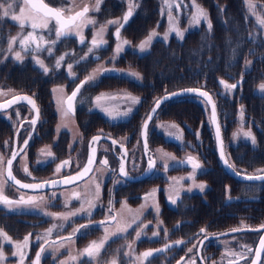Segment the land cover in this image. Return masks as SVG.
<instances>
[{"label": "flooded vegetation", "instance_id": "flooded-vegetation-1", "mask_svg": "<svg viewBox=\"0 0 264 264\" xmlns=\"http://www.w3.org/2000/svg\"><path fill=\"white\" fill-rule=\"evenodd\" d=\"M44 1L52 7H61L57 1ZM254 1L261 4L263 8V12L261 10V15L264 19V0ZM103 2L98 12L89 13V16L96 21L95 25H100L104 21L114 20V18L119 15L121 22H123L122 17L127 12L128 8L126 7L124 11V6L120 4L119 1L110 2L109 4L104 0ZM84 4L90 6L89 3L84 2L76 10L82 8ZM138 5L139 7L134 10V14L129 18L126 26L121 29V34L123 33L133 37H130V41L133 43L143 40L149 35L151 28L154 26L152 25L154 22L152 16L155 9L158 12V20L160 18L158 3L157 5L149 3L145 7L144 10L150 13L149 15L139 14L142 0ZM106 8L111 10H105ZM111 13L112 15L107 16ZM16 14H19L18 9L16 10ZM10 19V17L0 19V50H2L0 51V87H4L8 91L11 90L9 91L11 94L1 97L0 102L16 95L30 96L35 100L40 109V118L33 128L29 121L35 116V111L27 101H20L12 104L6 110H0V131L4 129L2 132L3 139L6 140V138H10L12 135L11 147L0 173H3L4 178L7 177L6 163L8 158L13 151L20 152V149L24 147V140L28 139L29 143L25 148V152L20 153L13 161L11 169L12 174L16 179L20 180L22 184L42 183L45 181H56V183H50L40 189H26L15 185L14 182H9V186L4 190V195L9 199L18 200L20 196H24V198L27 199L29 196H35L44 197V200L39 201L40 208L22 206L14 211H9L6 207L0 206V229L11 238V241H5L0 237V251H2L4 256L3 259H0V264H21V257L18 254L15 256L13 255V253H17L14 242L23 241V238L29 233L32 235L29 239L28 246L23 249L25 253L23 264H33L36 253L40 251L41 247L45 248V252L41 255L40 264H61V261H69V264H88L87 256L81 257L79 253L92 241L99 242L105 235V227H108L109 232L116 231V222L110 224H100L99 222L107 220L110 214L116 215L119 213L122 207L121 202L125 201L127 206L133 210L140 209L142 205L145 206L142 210L143 214L141 216V221L137 222L140 227L138 228L137 225H133L127 233L111 237L105 248L102 249L101 255L91 260V264H105V262H109L110 264L114 258L117 264H139V262L135 261V256L145 251L163 248L165 244H170L172 247L160 253L155 258H149L151 264H178V262L179 264H237L236 257L230 255V253L226 251L233 250L234 253H241L245 251L244 246L253 250L252 253H247L250 263L254 253L253 246L255 247L257 239L254 244H252L250 241L248 243H241L240 239L220 241V239L227 238L230 235L221 237L212 236L222 230L233 227V225L235 226L236 220L238 219L249 225L253 211L250 209V205H247L245 208L235 207V201L238 197L236 195V182H251L237 179L227 172L219 159L217 146L215 145V148L209 147V150H207V146L204 144L202 122L205 111L204 98L188 94L164 101L149 123L147 134L148 148L146 153L140 135L142 121L154 104V101L164 95L166 91L171 92L184 88H201L210 93L219 114L218 104L222 102V99L223 101L225 100V97L220 94L219 88L223 87V85L219 83V80H217V87L219 90L217 94H212L211 91L206 89L203 81H197L196 86L195 84L193 86L185 85L172 90H164L166 88H163L161 91L157 92L155 80L144 79L142 69H146L147 66L134 63L132 59L137 60L141 56L150 53L152 51V44L157 40H163V38L154 39L149 49L143 51L142 54H139V51L136 50L139 44L135 45L125 52V56L127 52L131 53V57L129 56L127 61L117 64L106 63L103 66V68L106 69L114 68L121 71L104 72L98 75L92 83L86 84L81 88L80 93L73 102L74 111L70 118L77 127L76 130L79 132V135L82 133L81 138L84 139V141L75 142L72 141V138L75 137L72 136L68 128L62 127L59 132L57 131L60 111L57 107L56 97L59 93H53L52 90L59 86H63L65 97L70 95L76 86L90 74V71L94 70L96 64L94 62L102 60L107 53L110 52L112 44L107 42L104 46L95 49L93 53L89 54L88 58L84 60L81 59V62L78 63L75 62V58L85 55V53L88 52V46H91L94 27L93 25H89L83 29V35L85 37L84 44H81L79 42V37L76 36L62 38V40L54 46L51 55H49L47 51L39 53H33L30 50L28 52H21L22 56H24L23 61H16L17 63L10 66V57H6V60H3V55L8 53L6 38L8 34L10 36L13 34L16 27L20 28L18 24L12 23ZM139 19H142L141 24L146 27V34L142 36L138 34L141 28V24H138L140 21ZM247 19L250 22L252 20L251 16L248 14ZM158 20H156V22ZM136 24H138L139 27H135ZM12 25H14V27H12ZM117 27L118 25H115V29H113L112 32L113 34H115ZM256 27L259 30L258 37L262 44L259 47L257 46V49L251 48L248 55L253 58L254 62L252 61L250 66L252 67L255 64H259L261 68H264V26ZM30 30V28H26L22 35ZM111 31L110 29V33ZM44 35L46 38L55 39L54 35L47 32H45ZM15 36H17V34H15ZM116 39V36L113 35V40ZM14 47L16 51L21 50L18 41ZM28 53L29 55L27 56ZM64 54L67 55H65V59L62 61L61 68L55 69L54 65L56 58ZM34 55L44 61V64L50 69L49 73H43L42 69L35 63L33 58ZM121 58L123 59V56ZM68 64L73 65L72 71L76 74L75 77L69 76L67 69ZM129 70L138 72L142 79L137 80L130 75H126ZM231 81H229L228 84H232ZM234 81H240L241 84L242 79H234ZM111 91H115L116 95L111 93ZM253 92L264 97V94ZM102 93H110L115 96H123L125 93H130L132 96L140 97L141 99L140 103L133 107L132 112L128 116L109 123L106 117L107 114L101 107L96 106V97L100 96ZM234 98V90L229 91L226 96L227 103L230 104L234 102ZM107 99L108 98L102 99L100 103ZM187 100L191 103H196L195 110L191 109V111H188L186 108H179L180 105L172 107L173 103L186 102ZM102 106L107 107V104ZM232 107H234V103ZM125 108H127V106L122 109ZM14 109L19 113L18 116L20 117V121L15 129L16 131L12 134L10 129L11 119L7 118L9 122L7 120L6 122L1 113L8 112L10 114L11 110ZM245 111V124L251 126L254 131L256 139L255 145L243 139L231 141L227 145L229 149L226 152L224 144L226 141V134L223 133L224 128L222 131V127L220 126L225 156L229 164L232 165H234L233 153L237 142L245 141L251 145V147L257 146L256 134L259 132L261 126H258L259 123L252 116L249 106H247ZM231 118L233 125H235V117H227V120ZM224 119L226 118H223V122L225 121ZM171 120L175 121V124H179L183 132L182 142L169 136L167 132L160 127L161 124L173 122ZM2 123L3 126H1ZM109 124L110 126L108 127ZM11 126L14 125L11 124ZM205 130L213 140V127H207ZM109 131L114 132V134L116 133V136L112 133L110 134ZM128 133L132 134V139L139 133L141 143H138V145L139 148L141 146L142 154V160L139 164H137L138 161L135 157L137 156V152L135 151L140 150L137 145H133L132 142H123L117 137L118 135L123 137ZM196 133H199V139H197ZM30 134L31 138L29 139ZM97 135L110 136L117 141V143L113 144V142L101 138L95 143V159L89 174L74 184L63 183L62 181L66 176L74 175L83 167L87 160L88 152L94 145V143H92L90 146V141L93 136ZM154 140L158 145L163 146L164 144V147L165 145H173L175 150L172 151L170 149L169 152H172V154L176 156L177 161L185 159L188 155L198 158L205 171L201 173L198 170L195 179L197 182H206L207 187L203 193L198 189L187 192L186 189L190 187L188 184L191 180H183L180 184L176 185V187L181 188V195L177 199L176 204L170 202L169 196L173 195L168 191L173 184L171 178L187 177L192 169L190 165L177 164L173 161H169L170 166L168 170H165L163 161L159 162L154 155ZM3 146L4 144L0 142V151L1 149H5ZM45 146H50L53 157H47L41 153L40 150ZM204 147L206 149H204ZM173 152H175V154ZM176 153L181 154V156H178ZM149 157L156 160V166L151 171L148 170ZM122 158L125 171L128 173L127 177L122 176L120 172ZM104 159H107V165L100 163V161ZM65 160L70 161V164L62 167L60 172H56L57 166ZM25 164L31 175L23 171ZM234 169L244 175L254 174L245 173L237 169L235 165ZM143 173L145 175L139 178L138 176ZM93 181L99 183L100 194L99 199L96 200V207L91 210L90 215L81 213L71 217L66 222L45 215L46 212L68 213L80 208L81 203L79 200L72 198L70 202L66 203V201H68L75 192L81 193L82 198H87L85 196L86 186L88 189L94 191ZM226 187L230 189V193H226ZM229 195L232 197L231 200L228 199ZM256 197L249 198L256 200ZM110 201L112 202L111 204L109 203ZM260 202H262V200ZM154 203H158L160 209L159 213L152 207ZM263 208L260 210V213L264 212ZM123 216L130 220V216L126 211L123 213ZM120 221L121 216L117 215V222ZM54 224L58 225V227L53 231L50 237H46V230ZM60 225H62V227H60ZM80 225H89V227L78 232L71 240L65 239L62 242L59 240V237H68L73 233V229L79 228ZM145 225L147 227H144ZM141 228L145 235L137 240L136 231H139ZM202 228L206 229L207 233L211 235L210 239H205L204 234L200 232ZM165 229H167V235H165ZM153 232H158L159 235L153 237ZM247 232L251 233V231L239 233L245 234ZM38 237L40 239H38ZM45 239L49 240V242L56 241V244L49 247V245L44 244ZM175 241H183V243L176 245ZM61 243L63 247H60ZM129 244H133L134 252L132 256L125 255V253L130 251L128 248ZM227 245L228 249L225 250ZM56 248L59 250H55ZM189 249H192V251L189 252ZM71 256H76L77 259L75 261H70ZM144 264H148V262L145 261ZM238 264H245V262L239 261Z\"/></svg>", "mask_w": 264, "mask_h": 264}, {"label": "snow or ice", "instance_id": "snow-or-ice-1", "mask_svg": "<svg viewBox=\"0 0 264 264\" xmlns=\"http://www.w3.org/2000/svg\"><path fill=\"white\" fill-rule=\"evenodd\" d=\"M102 3V0H95V4L91 7L88 4H84L82 8H79V10H76L79 6L76 5L75 0H71V5L69 7H52L48 3H45L44 0H0V19L5 18H11L13 23L18 24V26L21 29V33H18L17 36H13L7 39L8 48L7 52L12 54L13 58L18 61L22 62L24 59V56H22L21 52H28L29 50L33 53H39L42 51H47L49 55L52 54L54 46L62 40V38H66L69 36H76L79 37V42L81 44L85 43V37L83 35V29L85 27H88L89 25H95L96 21L92 19L89 16L90 12H98L100 10V5ZM139 7L138 3H133L132 0H129L128 4V10L122 17V21L120 19L116 20H110L107 21L105 24L101 25L99 29L94 32L93 38L91 40V46L88 47V52L85 53L84 57L81 59H86L89 57V54L93 53L95 49H99L102 46H104L107 41L104 39V35L108 29L109 25H118L116 28L115 36L117 38V46L114 51V54L112 57H110V62L112 60H115L116 57L119 55L121 51L124 50L125 45H130V42L124 39H121V29H123L126 24L129 21V18L133 16L134 10ZM175 7L177 9L180 8L179 4H176ZM193 7L195 8V12L191 16L190 23L192 25H198L201 23V21L207 22L208 30L211 31L212 24L211 21L208 18V13L202 9L199 5H195L193 0ZM18 9L19 14H16V10ZM169 9V28L168 30L163 34V40H167L169 35L171 33H175L176 37L179 39H183L184 31L180 30L178 27V24L174 17L171 16V9L172 4H168ZM249 10L252 12L253 15H255V6L252 5L249 2ZM258 20V27L264 26V19H261L257 17ZM26 28H30V31H27L26 35H22L24 30ZM47 32L51 35H54L55 39L46 38L44 33ZM158 36V33L156 30H152L147 38L143 40L139 44V50L141 52L146 51L149 49L150 45L152 44L154 38ZM20 45V51H16L14 45L17 43ZM2 51V50H0ZM65 55H61L58 58H56L55 61V69H60L62 61L65 59ZM35 60V63L42 69L43 73L47 74L49 73L50 69L48 66L44 64V61L39 59L38 56L33 57ZM79 61H77L78 63ZM251 62L246 61L245 67H247ZM73 65L68 64V74L71 77H75L76 74L72 71ZM107 71H121L119 69H106L102 66H98L97 69H94L92 73H90L88 76L85 77L84 80L80 82L76 86V88L71 92L70 95H67L65 97L64 95V87L59 86L58 88L53 89V93H59L56 97V103L58 110L60 111L61 115V124L57 125V131L59 132L60 128L67 127V124L64 123L66 118L70 117L73 114L74 108H73V102L77 95L80 93L81 88H83L86 84L92 83L98 75L103 74ZM126 75H130L131 77L136 78L137 80H141L142 77L140 74L134 70H129ZM242 79V78H241ZM219 83L224 86L226 91L234 90L238 87L240 84V81H237L233 84H228L224 80H220ZM260 88L264 90V84L260 85ZM11 91V90H9ZM197 95L199 97L204 98V102L206 104L211 105V117L210 122L215 125V132H216V139L221 144V151L220 156L223 160V163L229 167L234 168V165L229 164L227 159H224V153H223V147H222V139H221V129L220 125L217 121L216 116V104L212 101V97L207 91H203L201 88H184L180 89L175 92H165V95L162 97L157 98L154 101V107L151 109V111L148 113L147 119H145L141 126V136L143 138L144 147L147 150L148 144H147V134H148V127L149 122L154 118L155 114L157 113V110L160 108V106L163 104L166 100H171L176 97L185 96V95ZM7 95V93H4L3 91H0V96ZM104 98H110V99H116L115 96H109V94H101L100 96L96 97V106L101 107L102 110L112 118L120 117V116H128L132 110L134 105L140 103V97L132 96L130 93H125L120 99L125 100L129 103V107L125 109L124 111H120L118 106L113 108L103 107L101 105V100ZM20 101H27L28 104L32 106V109L35 111V116L29 121V123L35 127L37 124L39 118H40V109L37 106L35 100L27 95H16L13 96L11 100L6 101L5 103H0V109L5 108L6 105L10 106L12 104L18 103ZM19 115V113H17ZM244 112H243V106H241V119H243ZM161 128H163L167 134L174 139L178 141H183V132L179 128L178 125L175 123L170 124H161ZM169 129H175V131H169ZM241 132L243 133V136L246 138H250L253 145L256 144V139L253 136L252 132L249 131H243L241 129ZM197 139H199V133H196ZM234 136L236 133L233 134ZM31 138V134L29 136V139ZM102 137L100 135L93 136L90 141V146L92 143L98 142ZM113 144H116L117 141L113 140ZM7 143V142H6ZM29 143V140H24V147L20 149V152L13 151L11 159L7 160V177L4 178L3 173H0V206L6 207L9 211H14L15 209L27 206V207H33V208H40L39 201H43L44 197H35V196H29L27 199L24 198V196H20L18 200H12L9 199L6 195H4V190L6 187L9 186V182H14L15 185H18L21 188L26 189H40L45 187L48 184H55L56 181H45L42 183H33V184H22L20 180L16 179V177L12 174V164L13 161L17 158V156L20 155V153L25 152V148L27 147ZM41 153L44 154L47 157H53V153L51 152L50 146H45L42 148ZM160 156L159 159L163 161V167L165 170H168L169 168V161H173L177 164H187L191 166V173L187 177H180V178H171L173 181L172 186L168 189L170 193L173 195L169 196V200L172 204H176L177 199L181 195V188L176 187V185L180 184L183 180H192V185L186 189L187 192H192L193 189H198L201 193H203L207 187L206 182H199L196 183L195 176L197 174V171L199 170L201 173H203L205 170L202 168L201 163L199 162L197 157H194L192 155H188L183 160H176V157L172 155L171 153L165 152L163 149H157L156 150ZM95 152V149H93V153ZM26 154V153H25ZM126 155V150H125ZM2 159V158H0ZM94 163L93 157L90 156L88 160V165L85 166L83 170L78 172L75 176H66L64 180L62 181L65 184H74L78 180H82L92 169L90 165ZM101 164L107 165L108 161L107 159L101 160ZM70 164V161L65 160L62 161L60 165L57 166L56 172H60L62 167L68 166ZM156 166V160L152 157H149L148 161V170L151 171ZM99 170V169H97ZM23 171L31 175L28 171V167L25 164ZM120 172L121 175L124 177L128 176V173L125 171V165L123 162V158L120 164ZM239 174V173H236ZM242 179L247 180L249 182L254 181H260L264 182V169H257L255 174H248L242 176ZM94 184V191L91 189H88L86 186L85 190V196L87 198H82L81 193L75 192L72 194V197L69 198L67 202H70L72 198H75L80 201L81 207L76 209L75 211L68 212V213H45V215L52 216L53 218L60 219L62 221H68L71 217L79 215L81 213H87L91 214V210L96 207V200L99 199L100 194V185L99 183H96L93 181ZM158 191V190H157ZM226 193H230V189L226 187ZM228 199L231 200L232 197L229 195ZM112 203L111 201L109 202ZM122 207L121 211L117 213L116 215H109L107 220L100 221V224H110L113 222H116V231L115 232H109L108 227L104 228L105 235L104 237L99 241H92L88 246H86L82 252L79 253L81 257L87 256L88 258V264H91V260L98 258L101 255L102 249L105 248L106 244L110 240L111 237L121 235L124 233H127L130 228L133 227V225H137L139 228L140 226L137 224L138 221H141V216L143 214L142 210L145 207L144 205L141 206L140 209L133 210L127 206L126 201L121 202ZM153 208H155V211L159 213V205L158 203H154L152 205ZM127 212L130 216V220L124 218L123 213ZM111 212V209H110ZM117 215L121 216V221L117 222ZM162 223V222H160ZM58 227V225H53L49 229L46 230L45 236L50 237L53 233V231ZM62 227V225H60ZM89 225H80L79 228L73 229V233H71L68 237H59V240L62 242L63 240H71L74 235H76L81 230L88 228ZM144 227H147L146 225ZM178 227V226H177ZM261 229H264V224L260 225ZM259 230V229H254ZM165 235H167V229L164 230ZM233 232L240 231V229H232ZM201 233L204 234L205 239H210L211 235H209L206 231V229L202 228L200 230ZM31 233L26 235L23 238V241L21 242H14L15 247L17 249V253H13V255H19L21 257V264H23V258L25 256V253L23 251L24 248L28 246L29 239L31 237ZM143 235V229L141 228L139 231H136V239L139 240ZM158 232H153L152 236L156 237L158 236ZM0 237H2L5 241H11V238L7 236V233H5L2 229H0ZM38 239H40L38 237ZM183 241H175L176 245L182 244ZM44 244L49 245V247H52L56 244V241H51L45 239ZM60 247H63V244H60ZM172 245L165 244L163 248L155 249V250H149L145 251L143 253H140L139 255L135 256V261L139 262V264H144L145 261L148 262V264H151V260L149 258H155L160 253L167 251L169 248H171ZM129 252L125 253L127 256H132L134 249L133 244L128 245ZM245 251H242L241 253H230V255H234L237 259V264L239 261H244L245 264H249V256L247 253H252L253 250L250 248H247V246H244ZM55 250H59L56 248ZM264 250V237H261L260 240V248L255 250L254 257L251 258L250 264H264V260L260 259L261 251ZM192 249H189V252H191ZM45 252V248L41 247L40 251L36 253L35 260L33 261V264H40L41 255ZM3 253L0 251V259H3ZM77 259L76 256H71L70 261H75ZM61 264H69V261H61ZM105 264H109V262H105ZM110 264H117L116 259L114 258ZM179 264V262H178Z\"/></svg>", "mask_w": 264, "mask_h": 264}, {"label": "trees", "instance_id": "trees-1", "mask_svg": "<svg viewBox=\"0 0 264 264\" xmlns=\"http://www.w3.org/2000/svg\"><path fill=\"white\" fill-rule=\"evenodd\" d=\"M173 2V7L179 4L180 8H186L189 3L188 0H172ZM202 2L210 11L211 31L201 24L200 27L190 28L192 31L186 30L183 39L172 37L166 41L157 40L152 44L150 53L137 60L132 59V62L147 66L146 69H142L144 79H154L157 92L163 88L172 90L203 81L206 89L212 94H217L219 91L217 80L231 81L242 78L241 84L234 89V102L227 103L225 93L223 95L225 100L221 102L224 106L218 104V109L221 117L227 119V117L236 118L241 106L244 112L249 106L252 116L259 123L258 126H261L259 132H256L257 146L251 147L247 142L240 141L234 147L235 167L245 170V173H253L251 171L254 168L264 167V97L253 92L255 84L264 79V68L255 64L247 70L248 68L245 69L243 64L251 48L257 49V46L262 44L258 37L259 30L256 26L250 25L244 0H202ZM149 3L157 5V0H142L139 14H150L144 10ZM157 13L155 9L152 25L158 20ZM110 15L112 13L107 16ZM139 20L138 24H141L142 19ZM138 24L135 27H139ZM140 27L138 34L142 36L146 34V27L142 24ZM226 103L229 105L234 103V107L231 105L227 110ZM176 105L188 111L196 109L188 100L173 103L172 107ZM236 183L238 197L235 207L245 208L250 205L253 211L250 223L263 221L261 215L263 212L260 213V210L264 207V182L237 181ZM261 260H264V254Z\"/></svg>", "mask_w": 264, "mask_h": 264}, {"label": "rangeland", "instance_id": "rangeland-1", "mask_svg": "<svg viewBox=\"0 0 264 264\" xmlns=\"http://www.w3.org/2000/svg\"><path fill=\"white\" fill-rule=\"evenodd\" d=\"M52 1V0H51ZM53 1H57L58 2V4H59V6H61V7H69L70 5H71V0H53ZM104 1H106L107 2V4H109L110 2H116V1H119L120 2V4H122L123 6H124V8H123V10L125 11V9H126V7L128 8V4H129V0H104ZM140 1L141 0H132V2L133 3H140ZM84 2H87V3H89L90 4V6H92V5H94L95 4V0H75V3H76V5H78V6H80L81 4H83ZM188 5H186V8L184 7H182V8H179V9H177L176 7H173V4H174V2L172 3V0H157V3H158V7H159V15H160V18H159V20L156 22V23H154V26L151 28V30H150V32L152 31V30H156V32L158 33V36L156 37V38H154V39H158V38H163V34L168 30V28H169V9H168V4L169 3H171L172 4V9H171V16L172 17H174L175 18V20H176V22H177V24H178V27L180 28V30H182V31H184V36H186V30H188V31H192V29H190V28H194V27H200L201 26V24L204 26V27H206L207 28V22H205V21H201V23L200 24H198V25H192L191 23H190V21H191V16H192V14L195 12V8L193 7V0H188ZM249 2L252 4V5H254L255 6V15H253L252 14V12L249 10ZM104 2H103V0H102V4H103ZM194 3H195V5H199L202 9H204L207 13H208V18H209V13H210V11H209V8L208 7H206L204 4H203V2H202V0H194ZM244 4H245V7H246V11H247V14L249 15V16H251V22H250V25L251 26H258V20H257V17H259V18H261V19H263L262 18V15H261V10H262V12H263V8H262V6H261V4L260 3H257V1H254V0H244ZM184 12H185V16H184ZM182 13H183V15H182ZM185 17V18H184ZM116 19H120L121 20V18H120V15L118 16V17H116V18H114V20H116ZM11 20V19H10ZM9 20V21H10ZM209 20H210V18H209ZM11 22H12V20H11ZM13 23V22H12ZM106 23V21H104L102 24H100V25H94L93 27V29H94V32H96L98 29H99V27L101 26V25H103V24H105ZM9 24H10V22H9ZM12 27H14V25H12ZM110 27V28H109ZM110 29L112 30L111 31V33H110ZM113 29H115V25H109L108 26V29H107V31H106V33H105V35H104V38H105V40L109 43V44H112V46H111V50H110V52L109 53H107V55L102 59V60H100V61H96V62H94V63H96L95 64V67H94V69H97V67L98 66H104L106 63H110V64H114V63H119V62H125V61H127L128 60V58H129V56L131 57V53H129V52H127V54H126V56H125V52L127 51V50H129L131 47H134L135 45H138V44H140L143 40H145V39H143V40H140V41H136V42H132V41H130V37H132V36H128V35H126V34H121V39H124V40H127V41H129L130 42V45H125L124 46V50L123 51H121L120 53H119V55L116 57V59L115 60H112L111 62H110V57H112L113 56V54H114V51H115V49H116V46H117V39L116 40H113ZM149 32V33H150ZM18 33H21V30H20V28H15V30H14V32H13V34L10 36L9 34L7 35V38H10V37H13V36H15V34H18ZM24 33V32H23ZM27 34V33H26ZM26 34H23V35H26ZM183 36V37H184ZM172 38V37H175V38H177L176 37V35H175V33L173 32V33H171L170 35H169V37H168V39L169 38ZM133 38V37H132ZM167 39V40H168ZM177 39H179V38H177ZM6 46H8V44L6 45ZM88 47H90V46H88ZM136 50H138L137 52L139 53V54H142L143 52H141L140 50H139V47L137 46V48H136ZM259 50V49H258ZM87 51H88V48H87ZM7 54V55H6ZM5 55H3L4 57H3V60L5 59L6 60V57H10L11 58V61H10V66H12L13 64H15V63H17L16 62V60L13 58V56H12V54H10L9 52L8 53H6ZM24 54V53H23ZM29 55V53L27 54V56ZM32 56V55H31ZM35 56V55H34ZM123 56V59L121 58ZM82 57H84V55H81V56H79L78 58L76 57L75 58V62H77V61H79V62H81V58ZM82 60H84V59H82ZM254 60H255V58H254ZM246 61H250L251 63H252V61H253V58L252 57H250V56H247V57H245V60H244V68L246 69V68H250L251 66H250V64L247 66V67H245V62ZM254 62V61H253ZM93 72V70H91L90 71V73H92ZM183 81V80H182ZM181 81V82H182ZM227 83L229 82V81H226ZM231 83L233 84V83H236L234 80H232L231 81ZM193 84H195V86L197 85V83H193ZM193 84H192V86H193ZM261 84H264V79L263 80H261V81H259L258 83H256L255 84V86H254V91L255 92H259L260 94H264V90H262L261 88H260V85ZM219 90H220V94L221 95H224L226 92H227V94L229 93V91H226L225 90V88H224V86L223 87H221V88H219ZM0 91H3L4 93H7V95H10L11 93L7 90V89H5L4 87H0ZM232 91V90H231ZM111 93H113V94H115L116 95V93H115V91H111ZM109 94V96H115V95H113V94H110V93H108ZM7 95H3V96H0V98L1 97H4V96H7ZM115 97H117L116 99H110V98H108L106 101H103L102 103H101V105H105V104H107V107L108 108H113V107H116V106H118V108H119V110L120 111H124L125 109H127L129 106V103L127 102V101H125V100H122V99H120V97H122V96H115ZM222 101H223V99H222ZM203 103V102H202ZM201 103V104H202ZM121 104V105H120ZM191 104H194L195 106H196V103H191ZM222 106H224L223 105V103H220ZM138 104H136V105H134V106H132V107H135V106H137ZM121 106H122V108L123 107H125V106H127V108H125V109H122L121 108ZM225 107L227 108V110L228 109H230V105L229 104H225ZM19 108V107H18ZM204 118H203V120H202V122H203V141H204V144H206V146H207V150H209V147L210 148H215V145H216V141H215V135H213L214 136V138H213V140L211 139V137L209 136V134L206 132V128L207 127H210V128H212V123L210 122V110H209V107H208V104H206L205 102H204ZM240 108V107H239ZM149 112V111H148ZM243 112H244V110H243ZM11 114V115H10ZM10 114L8 113V112H2L1 113V115L4 117V119H5V121L7 120L8 122H9V120L8 119H11V121H10V123L11 124H13L14 126H11V124H10V129H11V133L13 134L16 130V127H17V125H18V123H19V121H20V117L18 116V115H16L17 114V110L16 109H14V110H11V112H10ZM148 114V113H147ZM147 116V115H146ZM217 116H219V118H218V122L220 123L219 125L222 127V131H223V128H224V131H223V133H225L226 134V141H225V149H226V152H227V150L229 149L228 147H227V145H228V143L229 142H231V141H238V140H241V139H243V140H245V141H249V142H251V139L250 138H246V137H244L243 136V133L241 132V129H243V131H251L252 132V134H253V136H254V131H253V129L251 128V126H248V125H246L245 124V120H246V118H245V115L243 116V119H241V110H238V112L236 113V120H235V118H234V124L235 125H233V123H232V118L230 119V120H227V119H224L225 121L223 122L222 120H223V118L221 117V114L219 113L218 114V110H217ZM106 117L108 118V122L109 123H111V122H115L116 120H118V119H123V118H125L126 116H120V117H116V118H112V117H109L108 115H106ZM8 118V119H7ZM146 118V117H145ZM144 118V119H145ZM141 120H142V117H141ZM6 121V122H7ZM46 121H47V119H46ZM144 121V120H143ZM142 121V122H143ZM171 121H173V120H171ZM5 122V123H6ZM58 123L59 124H61V115L59 116V120H58ZM64 123H66L67 124V127L66 128H68L69 130H70V132H71V134H72V136H74L75 138H72V141H75V142H83L84 141V139H82L81 137H82V133L79 135V132L76 130V126H75V124L72 122V119L70 118V117H68V118H66V120L64 121ZM170 123H175V121H173V122H169V124ZM166 125V124H165ZM176 125H178L179 126V124H176ZM233 125V126H232ZM1 126H3V123H2V125ZM110 126V124L108 125V127ZM224 126V127H223ZM114 128H117V127H115V126H113ZM179 128H180V126H179ZM3 130L4 129H1V131H0V142H2L3 144H4V148L5 149H1V151H0V158H2V159H0V170H1V168L3 167V164H4V161H5V159H6V157L8 156V152H9V150H10V147H11V143H12V135L10 136V138L8 137V138H6V140H4L3 139ZM164 130V129H163ZM111 131V130H110ZM109 131V133L111 134H114V132H110ZM169 131H175V129H169ZM234 133H236V135L234 136L233 134ZM115 136H116V133L114 134ZM132 134H130V133H128V134H125L123 137H120L119 135L117 136L120 140H122L123 142H132L133 143V145H137V147H138V149H140L139 151L137 150V151H135V152H137V156H135L136 157V159H137V164H139L140 163V161L142 160V154H141V146H140V148H139V145H138V143L140 144L141 142H140V137H139V133L134 137V139H132ZM255 137V136H254ZM7 143H6V142ZM190 142H192L191 140H189ZM153 143H155L154 144V149H155V153H154V155L157 157V159H158V161L159 162H162L160 159H159V156H160V154L156 151L157 149H163L165 152H168V153H171L172 154V152H169V150L171 149L172 151H174L175 150V147L173 146V145H165V147H164V144H163V146H161V145H158L157 144V142L154 140L153 141ZM251 144H252V142H251ZM204 149H206L205 147H204ZM177 152V151H176ZM174 154H175V152H173ZM176 154H178V153H176ZM173 155V154H172ZM175 156V155H174ZM178 156H181V154H178ZM133 157V156H132ZM176 157V156H175ZM203 157H204V155H203ZM23 158H24V156H23ZM205 158V157H204ZM136 163V162H135ZM133 164V163H132ZM239 169V168H238ZM241 169V168H240ZM239 169V170H240ZM257 169H264V167L263 166H258V167H256V168H254L251 172H253V173H256V170ZM241 170H243V169H241ZM243 171H245V170H243ZM195 181H196V179H195ZM196 183H199V182H197L196 181ZM188 185H192V180L189 182V184ZM249 207V206H248ZM250 209H252V208H250ZM262 215V217H263V221H257V222H254V223H250L249 225H247L245 222H243V221H241V220H236V224H235V226L233 225V227H229V228H227L226 230H222L221 232H224V231H227V230H231V229H234V228H241V227H255V226H259V225H262V224H264V212L261 214ZM260 219V218H259ZM258 232V233H257ZM220 233V232H219ZM251 233H256V234H251ZM251 233L250 232H247V233H245V234H243V233H236V234H232V235H230V236H228L227 238H223V239H220V241L221 240H230V239H233V240H236V239H240V242L241 243H245V242H251L252 244H254V242L256 241V239H257V242H258V239H259V236H260V234H261V231H251ZM225 236H227V235H225ZM221 237V236H220ZM257 242H256V244H257ZM256 244H255V246H256ZM227 248L225 249V250H227L228 249V245L226 246ZM253 248H255L254 246H253ZM227 253H234V251L233 250H228V251H226ZM263 255V254H262ZM261 259H262V257H261Z\"/></svg>", "mask_w": 264, "mask_h": 264}, {"label": "water", "instance_id": "water-1", "mask_svg": "<svg viewBox=\"0 0 264 264\" xmlns=\"http://www.w3.org/2000/svg\"><path fill=\"white\" fill-rule=\"evenodd\" d=\"M44 2H45V1H44ZM45 3H46V2H45ZM178 90H180V89H178ZM178 90H175V91H178ZM175 91H171V92H175ZM203 91H205V90H203ZM169 93H170V92H169ZM209 94H210V93H209ZM164 95H165V94H164ZM164 95H162V96H164ZM162 96H161V97H162ZM12 98H13V97H11V98H9V99H7V100H5V101H1L0 103H5L6 101L11 100ZM212 101H213V99H212ZM213 102H214V101H213ZM10 106H11V105H10ZM10 106H7V105H6L5 108H2V109H0V110H6V109L9 108ZM208 106H209L210 117H211V105L208 104ZM153 107H154V104H153L152 107L150 108L149 112L151 111V109H152ZM149 112H148V113H149ZM147 116H148V114H147ZM147 116H146L145 119H147ZM216 116H217V109H216ZM145 119H144V120H145ZM217 121H218V116H217ZM149 123H150V122H149ZM218 123H219V122H218ZM212 127H213V130H214V135H215V141H216V146H217L218 156H219V159H220L222 165L225 167V169L227 170V172H229L231 175H233V176L236 177L237 179L244 180V179H242V176H244V174H241L240 172H238V171L235 170L234 168H229V167H227V166L223 163V160H222V158H221V156H220L221 144H220V142H218L217 139H216L215 125L212 124ZM140 135H141V133H140ZM101 137H102V138H105V139H107V140H109V141H111V142L114 140V139H112L110 136H107V135H102ZM221 139H222V136H221ZM141 140H142V143H143V146H144V142H143V138H142V136H141ZM95 143H96V142H95ZM95 143H94V145H93V148L89 150L88 155H87V160H86L85 164L83 165V167L80 169V171L83 170V169L85 168L86 165H88V160H89V157H90V156L93 157V160L95 159V158H94V157H95V152L93 153V149H95ZM147 144H148V141H147ZM222 147H223L224 159H226L225 151H224V146H223V141H222ZM144 150H145V153H146V149H145V147H144ZM16 152H19V151H16ZM12 153H13V152H12ZM12 153H11V155H10V157H9L8 159H11V157H12ZM90 167L92 168V165H90ZM80 171H78V172H80ZM78 172H77V173H78ZM77 173H75V174L72 175V176H75ZM147 173H149V172H147ZM147 173H146V175H147ZM236 173H239V174H236ZM6 174H7V163H6ZM88 174H89V173H88ZM88 174H87V175H88ZM87 175H86V176H87ZM144 175H145V174L143 173V174L139 175L138 177L140 178V177H142V176H144ZM234 229H240V231L233 232L232 229H231V230H227V231H224V232H220V233L214 234V235H212V236H213V237H220V236L231 235V234H234V233H239V232H244V231H261V234H260V236H259L258 242H257V244H256V246H255V248H254V253H255V250H256V249L260 248V240H261V237H264V229H261V228H260V225H259V226H255V227H241V228H234ZM254 229H259V230H254ZM263 251H264V250L261 251L260 259H261V257H262ZM254 253H253L252 258L254 257ZM249 264H250V263H249Z\"/></svg>", "mask_w": 264, "mask_h": 264}]
</instances>
